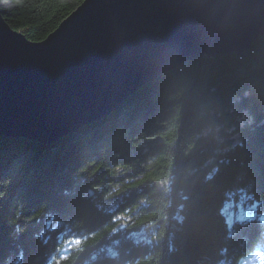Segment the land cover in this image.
<instances>
[{"label":"trees","instance_id":"obj_1","mask_svg":"<svg viewBox=\"0 0 264 264\" xmlns=\"http://www.w3.org/2000/svg\"><path fill=\"white\" fill-rule=\"evenodd\" d=\"M82 1L0 10L39 41ZM260 216L264 35L183 62L54 142L0 137V264H239L264 248Z\"/></svg>","mask_w":264,"mask_h":264},{"label":"water","instance_id":"obj_2","mask_svg":"<svg viewBox=\"0 0 264 264\" xmlns=\"http://www.w3.org/2000/svg\"><path fill=\"white\" fill-rule=\"evenodd\" d=\"M261 35L264 0H83L39 41L0 10V137L54 142L183 62Z\"/></svg>","mask_w":264,"mask_h":264},{"label":"rangeland","instance_id":"obj_3","mask_svg":"<svg viewBox=\"0 0 264 264\" xmlns=\"http://www.w3.org/2000/svg\"><path fill=\"white\" fill-rule=\"evenodd\" d=\"M226 210H227L228 216H230L232 219L240 218L243 216L250 217V213H251L247 210L246 206L241 205V203H230L227 205ZM252 257L253 258H251L245 264H264L263 253L257 252Z\"/></svg>","mask_w":264,"mask_h":264}]
</instances>
